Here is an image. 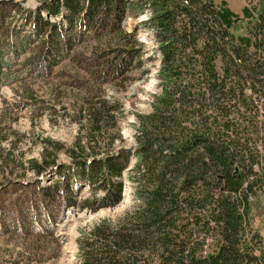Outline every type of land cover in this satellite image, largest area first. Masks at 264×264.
<instances>
[{
    "label": "trees",
    "instance_id": "obj_1",
    "mask_svg": "<svg viewBox=\"0 0 264 264\" xmlns=\"http://www.w3.org/2000/svg\"><path fill=\"white\" fill-rule=\"evenodd\" d=\"M40 1L36 9L0 7V34L7 35L0 37V86L42 79L76 90L74 109L88 137L66 149L42 140L39 158L27 163L33 180L11 184L30 196L37 214L29 223L13 216L7 227L29 245L26 238L43 230L52 236L53 222L70 208L116 206L122 174L135 157L142 205L115 226L104 220L82 231L80 264H264V252H253L248 242L258 234H245L252 201L264 187L257 172L264 169V0L253 11L242 8L252 24L250 36L241 38L231 30L239 15L226 0H137L136 9L131 0ZM144 7L163 87L152 112L138 117L132 153L113 149L121 139V103L105 98L104 86L125 88L127 74L141 64V44L122 22L128 8ZM8 18L24 35L11 37ZM62 150L67 163L57 161ZM195 229L206 238L216 234L218 249L206 255L190 249ZM29 255L10 262L27 264Z\"/></svg>",
    "mask_w": 264,
    "mask_h": 264
},
{
    "label": "rangeland",
    "instance_id": "obj_2",
    "mask_svg": "<svg viewBox=\"0 0 264 264\" xmlns=\"http://www.w3.org/2000/svg\"><path fill=\"white\" fill-rule=\"evenodd\" d=\"M131 1L135 3L134 9H136L137 0ZM226 1L233 12L239 15L237 28L231 29L235 38L249 37L252 19H244L241 10L245 6L252 11L254 8L258 9L259 0ZM40 2V0H0V7L29 10L36 9ZM150 16L151 12L148 7L138 12L130 11L128 8L122 26L126 33H134L136 41L141 44V64L132 68L127 74L124 80L125 88H116L113 85L104 86L105 98L118 99L121 103L118 118L121 139L114 142L113 149H126L132 153L138 145L137 136L140 134L138 117L152 112L154 97L161 94L163 87V80L158 73L161 66L158 42L153 29L147 22ZM7 21L10 22L9 32L12 38L24 35L23 31L13 29L12 25L17 23L14 19L8 18ZM0 37L6 40L7 35L1 33ZM91 43L93 42L84 40V44ZM30 47H36L35 43ZM23 59L24 56H21L19 63ZM57 88L62 92L57 90L52 96V90ZM63 91L65 89L56 86L55 82H46L42 79L35 81L27 79L17 84H1L0 86V222L2 223L0 225V264H11L12 257L18 256V253L20 257L24 253L25 255L31 254L29 248L36 250L39 254L29 255L27 264H80L77 239L82 231H90L104 220L110 223V226H115L125 214H132L142 205L138 182L140 171L133 169L136 160L132 157L130 166L122 174L124 183L122 201L125 196L128 198L125 204L121 201L114 207L96 211L70 208L65 212L63 220L53 222L52 236L47 233V230H43L41 235L26 238L30 241L29 245H23L17 238L15 230L7 227L6 224L12 222L13 216L18 218L23 215L29 223V218L37 214V211L32 210L35 206L30 196L21 197L19 190L11 184L18 180H23L22 182L33 180V173L27 169V163L31 159L39 158L43 146L42 140H52L61 144L65 149L73 145L77 139L81 143L86 142L85 139L88 137L85 130L86 123L78 120L74 109L79 97L78 92L68 89L65 91L67 95H64ZM28 94H31L33 98ZM48 94H51V97ZM57 161L58 163L69 161L64 150L58 152ZM257 172H259V184L264 183V169ZM87 195L88 193L84 190L80 199ZM185 217L184 214L183 218ZM248 217L249 224L245 227V234H258V238L248 242L253 252L261 254L264 252V187L258 191L252 201ZM37 225L43 228L48 227V224L41 225L40 221ZM62 227H66V233L72 235L73 248L70 250L67 249V239L62 233ZM68 228H73V231H67ZM192 229V226H186L184 231L188 233ZM211 234L213 237L206 238L201 230L195 229L188 247L195 250L198 255L215 252L220 241L216 234L213 232ZM54 239L57 243L50 242ZM40 255L42 256L40 258L34 257Z\"/></svg>",
    "mask_w": 264,
    "mask_h": 264
},
{
    "label": "bare ground",
    "instance_id": "obj_3",
    "mask_svg": "<svg viewBox=\"0 0 264 264\" xmlns=\"http://www.w3.org/2000/svg\"><path fill=\"white\" fill-rule=\"evenodd\" d=\"M128 201V198L125 196V199L122 201V204H125ZM63 228V227H62ZM73 231V228H68L67 231ZM67 239V249H72L73 248V244H72V235L69 233H66V227L63 228V232H62ZM74 234V233H73Z\"/></svg>",
    "mask_w": 264,
    "mask_h": 264
}]
</instances>
